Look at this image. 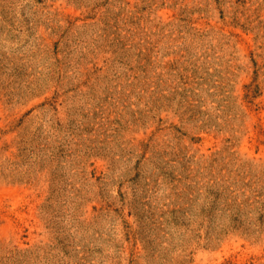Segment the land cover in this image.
Segmentation results:
<instances>
[{
    "label": "rangeland",
    "instance_id": "obj_1",
    "mask_svg": "<svg viewBox=\"0 0 264 264\" xmlns=\"http://www.w3.org/2000/svg\"><path fill=\"white\" fill-rule=\"evenodd\" d=\"M0 264H264V0H0Z\"/></svg>",
    "mask_w": 264,
    "mask_h": 264
}]
</instances>
